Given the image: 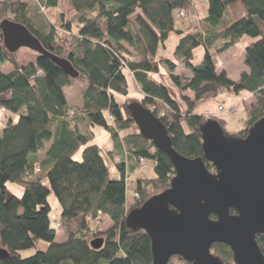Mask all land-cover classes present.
<instances>
[{"label": "trees", "instance_id": "trees-1", "mask_svg": "<svg viewBox=\"0 0 264 264\" xmlns=\"http://www.w3.org/2000/svg\"><path fill=\"white\" fill-rule=\"evenodd\" d=\"M60 1L72 11L69 17L62 11L58 15L67 37L57 35L50 19L49 24H36L35 7L27 1L0 0V20L24 24L47 50L67 59L78 72L70 76L44 54L19 62L17 50L6 49L0 29V109L6 116L0 126V247L8 251L0 264H151L148 234L129 227L125 218L131 208L169 185L174 167L164 151L140 134L127 104L137 100L149 108L166 126L177 152L201 157L212 170L198 129L204 116L194 110L223 91L248 92L253 100L244 104L241 129L230 134L224 120L213 117L235 136H245L264 115V0H203L207 12L200 20L208 27L193 31L175 28L180 10L193 11L192 0H36V5L55 8ZM172 31L179 39L168 58L158 51ZM243 35L254 39L244 48L246 69L236 79L225 70L216 72L212 46L221 41L215 51H224ZM199 45L204 47L203 58L192 65V50ZM5 63L8 71L1 69ZM179 66L189 67L192 74L177 72ZM160 69L177 88L184 107L154 77ZM130 74L140 96L127 100ZM75 79L86 83L76 108L64 94ZM95 125L109 132L113 147L122 154L121 161H114L116 177L105 159L113 149L105 153L93 142ZM133 157L152 160L153 177L137 180L135 201L128 207L124 166ZM7 181L20 183L22 194H7ZM51 192L60 205L55 225L50 220ZM102 217L108 225L100 230ZM96 237L102 240L93 247L90 241ZM255 238L264 255V234ZM39 240L46 248L20 254ZM211 251L222 264H233L227 244L214 242ZM174 260L190 264L177 254L166 264Z\"/></svg>", "mask_w": 264, "mask_h": 264}, {"label": "water", "instance_id": "water-1", "mask_svg": "<svg viewBox=\"0 0 264 264\" xmlns=\"http://www.w3.org/2000/svg\"><path fill=\"white\" fill-rule=\"evenodd\" d=\"M0 29L8 51L29 48L47 55L70 76L78 75L24 24L2 19ZM127 109L140 134L164 151L174 167L169 185L131 208L125 218L129 227L148 234L151 264H166L175 254L190 264H222L211 251L214 242L230 247L233 264H264L255 238L264 234V115L245 136L227 134L212 117L201 122L202 150L211 171L201 157L184 156L173 148L166 126L149 108L132 100ZM101 240L96 237L90 244L97 247ZM7 255L0 247V260Z\"/></svg>", "mask_w": 264, "mask_h": 264}, {"label": "rangeland", "instance_id": "rangeland-1", "mask_svg": "<svg viewBox=\"0 0 264 264\" xmlns=\"http://www.w3.org/2000/svg\"><path fill=\"white\" fill-rule=\"evenodd\" d=\"M33 3L35 9H34V19L35 23H46L49 24L50 22L48 19L52 20L55 23V30L56 33L59 37H67V33L59 26L58 22V15L62 11L64 12V15L66 17H69L72 15V11H70V8L67 7L63 2H59V5L56 7V9H50V8H45L44 11H42L33 1L35 0H28ZM193 12V11H192ZM200 20V18L198 19ZM199 22H202L201 20ZM221 41H218L212 46L210 49L211 51V58L213 60L214 65L216 66H225L229 72L230 76H234L235 74L238 73V71L242 68L244 65L243 62V52H244V47L242 42L240 43H235L231 48H228L224 51H215V47L220 45ZM33 53H36L35 51L26 48V47H20L17 50V57L20 60L21 63H23L24 60L28 59L29 55H32ZM29 54V55H28ZM184 66H180L177 69V72L182 73ZM10 68V65L5 63L1 65L2 70H7ZM154 77L160 81H166L169 85V92L172 94L173 97L179 102V104L184 107L182 100L179 96V92L172 83V81L169 79L167 76L166 72L163 69H160L159 72L154 73ZM128 81H129V97L127 100L133 99L135 97H139V89L136 86V84H133L130 77L128 76ZM86 85V83L81 82L77 79L73 80L72 84L70 86H67L64 91H65V96L67 97V101L70 105L73 107H77L75 104L78 103L79 101V96L81 93V89ZM223 93V92H221ZM234 99V100H233ZM214 100L215 101V108L213 111H206L202 115L204 116V119L207 117H220L224 120L225 122V127L226 129L230 132H235L241 129L244 125V120L246 118V110L244 108L245 103H249L253 100V97L246 91H242L239 94H237L236 97H233L230 99V97H224L221 96L219 97V94L208 101ZM205 101L203 103H200L196 106H201L202 104L208 102ZM219 105L223 106V109H219ZM6 114L13 116L15 118L16 114L10 113L6 111ZM6 119V116L2 109H0V126L4 123ZM239 122V123H238ZM132 129L136 130L135 128L132 127ZM94 131V137H93V142H96L103 151H106V148H111L113 149L111 155L105 156L106 162L109 166V171L110 175L112 172H117V168L114 164L115 162L121 161L122 160V154L119 152V150L116 147H112V138L110 137L109 132L101 125H95L93 127ZM124 132H121V135ZM231 134V133H230ZM47 144V143H46ZM80 151H77L75 153V158L80 159ZM42 154V153H41ZM212 166V165H211ZM153 162L150 159H143V160H138L136 164L135 171H133L131 174L126 175V201H127V206L130 207L131 204L135 201V186L137 183L138 179H147L153 177ZM213 171V167L212 170ZM6 192L7 194H13L16 196H20L23 191V187L20 183L14 182V181H7L6 182ZM48 201L51 207L50 210V220L51 224L55 225V220L59 214V202L56 198V196L51 192L48 195ZM92 227H94L95 223L91 222L90 223ZM98 227L97 229H104L108 225V219L106 217H102L98 219ZM61 236L60 232H58L57 237ZM47 243L39 240L37 245L35 247H30L27 249L20 250V254L22 256H28L30 254H33L37 249H44L46 248ZM168 262V261H167ZM172 264H186L183 261L180 260H174Z\"/></svg>", "mask_w": 264, "mask_h": 264}, {"label": "crops", "instance_id": "crops-1", "mask_svg": "<svg viewBox=\"0 0 264 264\" xmlns=\"http://www.w3.org/2000/svg\"><path fill=\"white\" fill-rule=\"evenodd\" d=\"M27 1L29 4H31L32 6L33 3H31V1H28V0H25ZM193 1V12L191 13H187L186 16L184 17H180L178 19L175 20V28H178V29H182L184 31H193L195 29H199V30H204L205 28H207L208 26L204 23V22H199L200 20H198L199 18H201L202 16H204L207 12V3L203 0H192ZM36 5V0L33 1ZM47 8V7H46ZM51 9V8H50ZM52 9H56L55 8H52ZM178 39H179V35L176 34L174 31L172 32H169L166 40L164 41L163 43V47L159 49L158 53L159 54H163L164 56L168 57V58H172L173 57V51H174V48L178 42ZM254 39L249 37V36H246V35H243L239 41L237 42L240 43L242 42L243 44V47L245 48V46L253 41ZM235 45V44H234ZM236 46V45H235ZM232 46H230L229 48H231ZM228 49V48H227ZM29 55V54H28ZM37 53H33L32 55H29L28 59L24 60V62H27V61H30V60H33L35 57H36ZM203 55H204V47L202 45H199V46H196L193 50H192V60L190 61L192 65H196L198 64L202 58H203ZM20 62V60H19ZM180 67V66H179ZM178 67V68H179ZM215 67V71L218 72L220 70H225V72L229 75V72L227 70V68L225 66H216L214 65ZM177 68V69H178ZM184 70H183V74L184 75H191L192 72H191V69L187 66H184L183 67ZM10 69V68H9ZM9 69L5 70V71H8ZM246 69V66L243 65L242 68L238 71L237 74H235L234 76H230L231 78L233 79H236L238 76H239V73L243 70ZM131 81L133 84H135L134 82V79H133V76L130 74L129 75ZM163 82L165 85H167V87L169 88V85L166 81H161ZM86 86V85H85ZM85 86L81 89V93H80V96H79V101L77 104H75L77 107L79 106V104L81 103V95H82V92L85 88ZM137 86V85H136ZM175 86V85H174ZM138 87V86H137ZM139 89V88H138ZM177 89V88H176ZM242 92V91H241ZM240 93V92H239ZM238 93V94H239ZM64 94H65V91H64ZM221 96H224V97H230V99H232L233 97H236L237 94H234L233 92H230V91H223V93H220L219 94V97ZM66 97V96H65ZM66 100H67V97H66ZM234 100V99H233ZM68 102V101H67ZM69 104V103H68ZM69 106L73 107L72 105L69 104ZM215 108V101L214 100H211V101H208L204 104H202L201 106H198L197 108H195V112L196 113H200V114H203L205 113L206 111H213ZM239 123V122H238ZM121 132H124L125 131H121ZM112 147H113V140H112ZM111 148H106V150H110ZM119 150V149H118ZM113 151V150H112ZM112 151L111 153L105 151V153L107 155H111L112 154ZM120 152V151H119ZM105 154V156H106ZM126 158L124 157V160ZM136 164H137V161L136 159L133 157V158H128L125 162V166H124V169H125V173L126 175L127 174H131L133 171H135V168H136ZM110 172V171H109ZM111 176L113 177H116L118 176V171L117 172H112ZM59 211H60V207H59ZM60 237V236H59Z\"/></svg>", "mask_w": 264, "mask_h": 264}, {"label": "built area", "instance_id": "built-area-1", "mask_svg": "<svg viewBox=\"0 0 264 264\" xmlns=\"http://www.w3.org/2000/svg\"><path fill=\"white\" fill-rule=\"evenodd\" d=\"M193 3V1H192ZM37 4L39 5V8L44 11L45 10V6L39 2H37ZM187 13L184 11V10H180L178 13H177V17L180 18V17H184L186 16ZM3 109V108H1ZM219 109L222 110L223 109V106L222 105H219ZM110 117V116H109ZM139 160H143V158H140ZM56 224H58L57 222H55Z\"/></svg>", "mask_w": 264, "mask_h": 264}]
</instances>
